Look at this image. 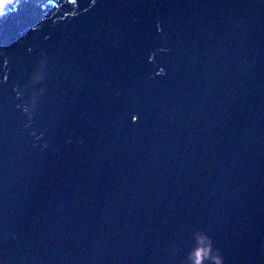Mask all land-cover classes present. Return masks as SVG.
I'll list each match as a JSON object with an SVG mask.
<instances>
[{
	"label": "water",
	"instance_id": "1",
	"mask_svg": "<svg viewBox=\"0 0 264 264\" xmlns=\"http://www.w3.org/2000/svg\"><path fill=\"white\" fill-rule=\"evenodd\" d=\"M36 1L0 15V262L264 264V0Z\"/></svg>",
	"mask_w": 264,
	"mask_h": 264
},
{
	"label": "snow or ice",
	"instance_id": "2",
	"mask_svg": "<svg viewBox=\"0 0 264 264\" xmlns=\"http://www.w3.org/2000/svg\"><path fill=\"white\" fill-rule=\"evenodd\" d=\"M69 2L71 3V2H75V0H69ZM93 3H95V0H93ZM3 14V9L2 8H0V15H2ZM5 79H7L6 77H5ZM0 264H2V262H0Z\"/></svg>",
	"mask_w": 264,
	"mask_h": 264
},
{
	"label": "clouds",
	"instance_id": "3",
	"mask_svg": "<svg viewBox=\"0 0 264 264\" xmlns=\"http://www.w3.org/2000/svg\"><path fill=\"white\" fill-rule=\"evenodd\" d=\"M3 3V0H0V4H2Z\"/></svg>",
	"mask_w": 264,
	"mask_h": 264
}]
</instances>
